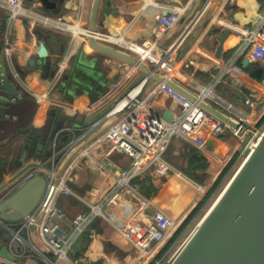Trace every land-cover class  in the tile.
<instances>
[{
    "label": "crops",
    "instance_id": "crops-1",
    "mask_svg": "<svg viewBox=\"0 0 264 264\" xmlns=\"http://www.w3.org/2000/svg\"><path fill=\"white\" fill-rule=\"evenodd\" d=\"M52 1L56 3V10L45 9L39 0H34L33 6L29 0H24L26 16L9 18L6 14L4 33L7 32L14 45L15 64L23 67L22 73L17 74L18 80L29 94V100L38 107L34 125L44 132L46 118L51 112L54 127L49 137L42 141V146L38 145V139L35 144L23 145L24 136H17L15 140H0V188L6 184L9 187L14 185L17 181L13 184L10 182L20 170L34 163L41 165L45 162L57 133L62 129H74L75 137L88 133L86 141L65 159V165L72 161L74 163L68 183L73 195L61 198L59 205L70 220L86 213L90 205L99 204L110 197L114 190L111 173L129 167L130 159L127 156L113 151L108 142L98 143L110 128L109 122L118 118L111 117L99 126H93L105 118L126 92L138 86L144 76L136 67L88 46L83 31L88 29L92 0ZM121 4L129 12L135 11V14L129 13L131 15L119 27L105 28L103 31L121 42L120 50L138 59L141 56L156 57L154 65L146 58H142V63L150 69L156 66L159 74L167 75L168 79L189 91L197 85L205 87L211 83L219 67L234 56L245 29L251 28L259 20L264 9L263 0H121ZM170 12H176L178 20L156 44L155 16ZM58 17L63 18L65 24L78 27L75 39L61 25L55 28L44 24V21L54 24ZM225 29L230 34L224 44V55L216 60L217 34ZM47 36L52 41L47 40ZM43 40L52 51L57 50L52 46L53 40L58 44L66 41L69 46L67 58L71 57L70 62L55 86L51 84L49 68L41 67L39 71L31 72L26 70L29 54L35 52ZM145 43L150 44L144 47ZM3 61L6 58L0 51V64ZM245 61L248 65L244 64ZM257 67L264 69V59L238 58L231 74L215 88V93L234 103L237 111L247 113L248 129L239 136L226 132L220 137H213L211 130L215 117L212 116L208 125L195 129V140L173 137L164 157L170 164L168 174L160 177L148 171L131 181L136 191L130 187H120L113 193L104 217L96 220V227H91L70 253L71 264H156L161 260L176 242L173 241L174 236L219 176L231 166L239 153L242 156L247 151L249 143H246V139L250 135L254 138L264 125L263 122L259 126L264 117V79L255 82L248 77ZM64 76H68V79L64 80ZM152 86L153 82H148L142 95L147 97ZM36 95L46 96L47 99L40 103ZM247 98L257 103L254 110L244 105ZM149 107L164 120H171L180 111L163 84L156 86ZM73 137L70 132H61L57 140L58 151L63 152ZM199 156L212 165L204 171L198 169L197 163L192 165V161ZM35 170L31 169L29 173ZM43 172L46 173V169ZM177 183L183 186V191L166 198L171 192V185ZM205 187L207 193L197 200L200 190ZM0 229L3 230L2 227ZM63 229L66 230L67 226ZM155 230L164 231L165 239L152 244L147 253L142 252L137 244L143 241L145 234ZM31 235L29 244L38 246L37 232ZM6 246L7 241L0 233V249ZM15 248L18 252H27V255L16 263L2 256L0 259L6 264H40L29 255L27 244L18 242Z\"/></svg>",
    "mask_w": 264,
    "mask_h": 264
},
{
    "label": "built area",
    "instance_id": "built-area-1",
    "mask_svg": "<svg viewBox=\"0 0 264 264\" xmlns=\"http://www.w3.org/2000/svg\"><path fill=\"white\" fill-rule=\"evenodd\" d=\"M30 4L33 6L34 1ZM23 5L24 0H0V10L5 14L8 13L9 18H15L20 15L26 16L27 13H25ZM176 20H178L176 12H170L166 15L159 14L156 17L157 24L154 32V41L156 44L160 43L168 34ZM51 23L52 22L44 21L45 25L54 26L55 28L61 25L65 31L72 34L74 39L79 32L76 25L65 24L61 17L56 18L54 24ZM90 35L91 33L88 29L83 31L84 40ZM92 35L98 43L109 45L117 49L122 48V44L117 38L108 35L103 30L98 29L97 32ZM147 44L149 45L150 43H145L143 46L148 47ZM0 48L6 58V63L18 80L16 72L17 64H15L13 60L14 45L9 35H7V32L2 36V45ZM246 56L260 61L264 59V9L259 20L251 28L245 29L243 40L238 46L234 56H231L219 67L217 75L208 86H205L208 88L209 94L204 95L202 92L204 86L201 85L193 87L191 91L199 100L212 105L239 126L237 130H234L215 118L211 130V135L213 137H220L226 132H231L234 136H239L248 129L249 119L247 113L244 111H237L234 103L215 93L217 85H219L226 76L231 74L233 66L238 58ZM144 58L152 65H154L157 59L153 56H144ZM65 62L66 64L63 67L62 65ZM67 66L68 58H66L63 63L59 64V67L55 71V75L50 78L53 86L59 82ZM153 68H155L158 73V68L156 66ZM164 77L167 78V75H164ZM150 81L151 80L144 78L138 86L126 92L106 114L105 118L93 126V128H95L111 117L118 118L116 123L103 133L101 139L98 141V143L104 141L108 142L113 151L123 154L130 159L128 168L111 173L114 180V194L120 187H130L132 190L136 191L135 188L131 186V181L141 177L148 171H153L157 176L165 177L170 171V164L164 157L169 148L171 139L173 137H180L187 140H195V129L208 125L212 118V115L201 108L198 103L191 102L178 92L163 84L164 87L170 91L172 99L180 107L179 113L170 121L164 120L157 114H154L149 107L150 100L156 92V88H154L147 97L142 95L144 87ZM18 82L22 86L19 80ZM31 95L33 96L34 93ZM36 97L40 103L47 99L46 96L36 95ZM256 104L257 103L250 98L244 101V105L250 110H254ZM263 130L264 128L261 127L256 132L254 138H252L248 145V149L253 145L254 139L258 137L259 131L262 132ZM66 131L73 134L74 137L66 148H64L63 152L58 151V137L61 132ZM74 131L75 130L72 128H64L59 131L52 143V150L47 160L43 162L35 172L29 173L28 175V178H32L36 174H39L44 177L46 181L44 193L36 208L28 217L21 221L1 226L10 236V240L7 242L6 247L8 248L10 256L15 259V263L17 260H21L27 255V252L26 254L21 253L15 248L18 242H21L29 246L30 256H32L33 253L36 254L45 264H71L70 253L73 251L76 244L84 234L90 231L92 224L95 223L97 219L104 217L105 208L110 202L113 193L99 204L90 205L86 213L77 215L70 220H68L63 209L59 205L61 198L73 195L68 183L74 163L72 161L69 165H65V159L68 158L75 148L83 144L88 136V133H85L82 136L75 137ZM45 169L47 171L46 173L43 172ZM21 183L22 181L14 183V185L5 191L6 193L3 197L12 194ZM64 226H67L66 230L63 229ZM34 231L37 232L38 246L29 244V239L31 240V234ZM165 237L166 234L164 231L155 230L145 234L143 241L141 243L139 242L137 245L142 252L147 253L152 244L162 242ZM173 256L167 257V254H165L156 264H168ZM2 261L5 263L4 260L0 259V264H2Z\"/></svg>",
    "mask_w": 264,
    "mask_h": 264
},
{
    "label": "water",
    "instance_id": "water-1",
    "mask_svg": "<svg viewBox=\"0 0 264 264\" xmlns=\"http://www.w3.org/2000/svg\"><path fill=\"white\" fill-rule=\"evenodd\" d=\"M33 1L29 0L30 3ZM39 1L45 9L56 10V3L52 0ZM129 13L135 14V11L126 10L121 0H92L88 25L91 35L86 39L88 46L96 52L136 67L144 78L153 82L151 91L157 85L164 84L191 102L198 103L216 119L237 130L238 124L212 105L199 100L179 83L165 78L157 73L155 68L150 69L136 56L98 43L94 39L92 34L98 29L119 27L131 15ZM229 34L228 29L217 34L219 41L215 47L216 60L223 57L224 44ZM51 39L47 36V40ZM41 44L35 52L29 54L26 70L39 71L41 67L49 65L51 71L49 78H52L59 64L67 58L69 46L66 41L58 44L53 40L52 46L57 50L52 51L45 45V40ZM52 54L53 57L50 56ZM70 59L71 57L68 58V63ZM244 64L248 65V62L245 61ZM22 71L23 67L17 64V74H21ZM248 77L255 82H261L264 79V69L257 67L248 74ZM63 79L67 80L68 76H64ZM37 108V105L29 100V94L19 84L14 72L6 61H3L0 64V140L8 138L15 140L17 136H24L23 145L35 144L38 139L40 141L38 145L42 146V141L49 137L54 127V115L50 112L47 116L43 132L34 125ZM115 123L116 120H112L109 126ZM49 155L50 153L47 154L48 157ZM39 166L34 163L17 172L10 183L16 181L22 183L9 196L3 197L9 184L0 188V227L21 221L36 208L44 193L46 181L39 174L32 178H28V175L31 169L37 170ZM182 191L183 186H179L166 198L180 194ZM203 219L204 217L168 264H264V130L254 139V146L249 149L248 156L232 177L220 200L207 218L204 221ZM95 227L96 223H93L92 228ZM0 233L4 234L3 230L0 229ZM0 256L15 262L8 253L7 247L0 249Z\"/></svg>",
    "mask_w": 264,
    "mask_h": 264
},
{
    "label": "rangeland",
    "instance_id": "rangeland-1",
    "mask_svg": "<svg viewBox=\"0 0 264 264\" xmlns=\"http://www.w3.org/2000/svg\"><path fill=\"white\" fill-rule=\"evenodd\" d=\"M262 128H264V125H263ZM261 133L262 132L259 131L258 136ZM251 139H252V135H250L246 139V143L247 142L250 143ZM240 154L241 153H239L235 157L233 163L231 164V166H229V168L227 169L226 173L223 175V177L221 179V182L218 185V187L209 195L204 207L202 209H200L198 211V213L189 221V223L183 229V231L181 232L179 237L176 239V242H174V244L172 246H170V248H168V251L166 253L167 257H171V256L175 255V253L178 251V249H180V246H182V243H184V241L188 238V236L191 235V233L195 230V228L197 227V225L199 224L201 219L203 217H205V214L208 212V210L211 208V206L217 201V199L219 198L218 196L222 193L224 188L227 187L226 185L228 184V182L232 179V177L234 176V174L236 173V171L238 170L240 165L243 163L245 158L248 156L249 149H247V151H244V155L241 156ZM207 187L202 188L200 190V194L197 196V200H201V198L203 196H205V194L207 193L206 192L207 191ZM3 235H4V239L8 242L10 240L9 234L4 233ZM32 257L34 259H36L40 264H45V263H43V261H41V259L36 254L33 253Z\"/></svg>",
    "mask_w": 264,
    "mask_h": 264
},
{
    "label": "trees",
    "instance_id": "trees-1",
    "mask_svg": "<svg viewBox=\"0 0 264 264\" xmlns=\"http://www.w3.org/2000/svg\"><path fill=\"white\" fill-rule=\"evenodd\" d=\"M6 14L0 12V46L2 45V36L4 34V30H5V26H6ZM46 68H49L50 71V66L47 65ZM51 72V71H50ZM49 72V73H50ZM264 122V117L262 118L261 122L259 123V126ZM196 159V160H195ZM193 161H192V165H194V163H197L198 165V169L201 170H206L208 169V167L210 165H212L211 163L207 162V160L201 156L196 157ZM227 170H225L224 173H222L219 178L217 179V181L213 184L211 190L209 191V193L206 195V197L200 202V204L197 206V208L193 211V213L191 214V216L188 218V220L183 224L182 228L177 232V234L174 236L173 241L176 240V238L178 237V235L183 231V229L186 227V225L189 223V221L198 213V211L200 209H202L209 197V195L218 187V185L221 182V179L223 177V175L226 173ZM88 233L84 234V236H86ZM88 238L90 240V237L88 235ZM166 250V249H165Z\"/></svg>",
    "mask_w": 264,
    "mask_h": 264
},
{
    "label": "bare ground",
    "instance_id": "bare-ground-1",
    "mask_svg": "<svg viewBox=\"0 0 264 264\" xmlns=\"http://www.w3.org/2000/svg\"><path fill=\"white\" fill-rule=\"evenodd\" d=\"M142 58H144L143 56H141ZM147 57V56H146ZM149 57H152V56H149ZM139 59L141 62L143 61V59ZM144 64V63H143ZM204 90H206L205 92H204V95H208L209 94V90H208V88L207 87H204ZM256 145V144H255ZM254 146V143H253V145H251V147H253ZM239 169V168H238ZM231 181V180H230ZM230 181L228 182V184L230 183ZM228 184L226 185V186H228ZM180 186V184L179 183H177V184H172L171 185V193H173V192H175V190H176V188H178ZM227 188V187H226ZM226 188H224V190L222 191V193L218 196L219 198L217 199V201L211 206V208L208 210V212L205 214V217H204V219H203V221L207 218V216L210 214V212L213 210V208H214V206L217 204V202H218V200H220V198L222 197V195L224 194V191H225V189ZM173 197V196H172ZM172 197H170V198H172ZM202 221V222H203ZM201 222V223H202Z\"/></svg>",
    "mask_w": 264,
    "mask_h": 264
}]
</instances>
